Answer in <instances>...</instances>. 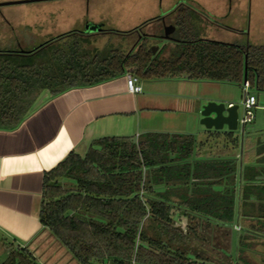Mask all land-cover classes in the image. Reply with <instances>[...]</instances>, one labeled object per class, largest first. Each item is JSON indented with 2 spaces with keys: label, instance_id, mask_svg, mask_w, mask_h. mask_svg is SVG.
<instances>
[{
  "label": "trees",
  "instance_id": "1",
  "mask_svg": "<svg viewBox=\"0 0 264 264\" xmlns=\"http://www.w3.org/2000/svg\"><path fill=\"white\" fill-rule=\"evenodd\" d=\"M182 8L195 13L182 3L148 23H170L174 34L179 32L172 34L174 58L153 54L143 35L148 24L135 31L143 36L126 54L112 51L104 57L78 40L61 43L72 36L88 37L77 31L32 49H1L0 128H18L47 94L56 97L132 72L140 79L185 75L237 85L248 81L264 92V44L199 39L189 19L181 15ZM227 137L234 145L239 143L232 133ZM196 143L193 135L163 133H148L138 140H94L85 156L72 152L45 174L41 224L80 264H215L191 251L188 236L176 227L173 210L208 226L236 227L237 164L234 159H196ZM223 181L225 187L215 189ZM242 209L241 204L240 219ZM239 226L245 236L247 231ZM236 239V264H250L240 255L242 240ZM2 264L39 263L19 248Z\"/></svg>",
  "mask_w": 264,
  "mask_h": 264
},
{
  "label": "crops",
  "instance_id": "2",
  "mask_svg": "<svg viewBox=\"0 0 264 264\" xmlns=\"http://www.w3.org/2000/svg\"><path fill=\"white\" fill-rule=\"evenodd\" d=\"M195 3L189 1L183 4L191 6L204 22L202 25L205 33L199 32V39L233 44L229 42L230 38L224 37V32L228 30L217 24L232 15V8L220 6L217 2L211 5L209 0L195 1ZM48 6L53 8L46 10V13H38L41 16L36 14L38 19L33 16L32 23L18 24L19 31L16 26L12 30L5 29L1 37L9 41L12 36H17L22 49H32L35 47V43L33 42L34 45L31 43L33 37L41 38L42 43H45L73 31L85 32L86 35L109 33L105 28H101L98 32L87 33L85 31L88 27L85 28L87 21L82 24L84 28L81 30L68 31L60 28L59 25L62 23L66 21L71 23L80 16L84 20L83 12L81 15L73 14L72 10L66 9L70 8V5L51 3ZM59 7L63 9L56 10ZM41 19L45 21L46 26L42 30L35 29L36 25H41ZM151 21L144 22L138 28ZM91 23L101 22L96 20ZM24 24L34 26L27 36H24L21 31ZM169 25L172 24L167 23L166 26ZM164 27L162 23H150L144 27L149 31L143 35L165 40L163 39ZM138 28L131 34L136 33ZM218 31L223 33L216 35ZM228 32L231 36L232 31ZM237 33L235 31L234 36ZM253 33L255 34L253 45L264 44L259 42L262 40L259 37H264L263 28L259 26ZM241 34L245 35L246 32L243 31ZM128 74L93 86L72 89L56 97H50L47 94L43 97L46 99H43L41 106L18 128L13 130L0 128V248L6 252L5 259L12 250L21 248L26 249L39 264H80L52 232L41 224L39 218L43 202L44 176L63 162L70 153L85 156L94 140L105 137H131L136 140L148 133L194 136L187 130L189 125L187 119L183 118L181 122L176 123L177 113L183 112L190 115L196 108L194 104L196 102L192 96L194 94L183 91L188 88L194 92V89L199 88L196 82L211 84L210 82L215 81L191 80L185 75H173L162 80L152 78L150 81L169 82L172 85L152 87L153 85H142L139 82L143 91L141 94L134 95L127 89ZM231 104L233 103L229 105ZM154 114L163 116L161 128L156 127L159 124L153 118ZM206 132L208 133L207 142L196 143V159L237 161L234 151L237 146L239 147V143L234 145L224 129L221 131L212 129ZM248 143L261 144L260 141L257 143V140L252 139ZM262 146V155H264V145ZM225 185L226 181H223V185L215 186V189H222ZM8 243L10 247L7 246ZM3 262L0 261V264Z\"/></svg>",
  "mask_w": 264,
  "mask_h": 264
},
{
  "label": "rangeland",
  "instance_id": "3",
  "mask_svg": "<svg viewBox=\"0 0 264 264\" xmlns=\"http://www.w3.org/2000/svg\"><path fill=\"white\" fill-rule=\"evenodd\" d=\"M19 1L32 0H0V4ZM189 1L195 3V1L199 2L201 0H48L0 6V50L6 48H21L17 36H12L10 40L7 41L1 37V33L5 29H14V26H16L19 31L18 24L31 22L34 19H32L33 16L38 19L37 16H41L38 13H46V10L53 8L48 5L53 3L62 6H71L73 4L70 8L66 9L72 10L73 14L79 13V15H81L83 12L82 15L84 14L85 17L83 20L82 16H80L71 21V23L66 21L67 23L65 22L59 25L60 28H65V30L68 31L75 29L81 30L84 28L82 24L87 21L88 23L85 25V28L87 26L93 27L96 25L97 27L105 28L106 31L109 32L106 34L88 35V37L72 36L62 40L61 43H71L78 40L87 50L102 52L104 57H108L110 55L109 53L112 51H121L126 54L135 48L143 36L140 33L131 34L133 30L144 22L164 17L175 8V5L178 6ZM209 1L211 5L217 2L220 6L225 5L232 8V15L226 17L221 23H217L228 31H232L231 36H229L230 32H224V37L227 39L230 38L229 40L231 41L229 42L240 45H245L248 42L253 44L255 40V34L253 32L256 31V28L260 26L264 31V0ZM81 4L83 5L80 6ZM58 9L63 8L59 7L56 10ZM202 9L204 8L202 7ZM180 13L183 17L189 19L197 34L199 32L205 33L202 25L204 22L198 14L188 11L185 8H182ZM209 16H211V14H209ZM96 20H99L101 23H91L96 22ZM40 23L41 25H36L35 29L42 30L46 26L44 20L41 19ZM88 27L85 30L87 33L89 32ZM33 29V25L24 24L21 31L24 36H27ZM148 31V29L143 28V34ZM235 31L238 33L234 36ZM243 31L246 32L245 35L241 34ZM221 33H223V31H218L216 35H221ZM179 35V32L173 34L175 37ZM259 38L262 39L259 42L264 43V37ZM33 42L35 46H38L42 44L43 39H36L33 37L31 43ZM146 43L152 51L155 47L159 48L157 51V53L161 52L159 58H174L172 55L175 54L174 52L177 49L174 42L148 37ZM132 73L135 74L134 72ZM140 83L147 86L153 85L152 87L172 85L169 84V82L150 81V79H142ZM196 83L199 88L194 89V92L192 89H183L184 93L194 94L192 95L194 96V102H196L194 103L196 106L194 112L190 115L179 112L175 117L177 118L176 123H179V121L181 122L183 118L187 119L189 123V125H187L188 132L194 134L197 143H200L198 141L206 143L208 140V133L206 132V128L201 124V113L203 108L210 102L218 104L223 103L227 107L230 103H233V105L238 106V115L239 118L242 119L245 113L243 107L245 95L243 85L222 82H210L211 84H208L201 81ZM248 91L251 95H255L258 100L257 107L253 109L254 121L245 127L244 132L241 127H239L237 131L232 132H230L227 127L224 128L227 134L232 133L234 137L238 138L239 142V147L237 146V149L234 151V156L238 158L236 164L239 177L236 208L238 219L239 208L242 204V212L244 215L241 219L239 218L238 223L244 226L243 229L247 231L246 235L244 236L242 231H240V226L238 228L234 227V230L231 228L232 231L224 226H208L197 218L188 219L186 216L173 210L176 227L188 236V247L191 251L195 254L208 257L215 264H236L239 262V260L237 261V237L242 240L240 255L245 257L250 264H264V155H262V145H264V92L258 91L254 87H251ZM43 99L45 100L46 98L42 97L39 103L41 102L42 104ZM153 118L156 119L159 124L156 125V127L161 128L163 126L160 125L163 122V116L161 114H154ZM250 139L257 140V143L260 141L261 144L252 145L248 143ZM191 220L193 222H191ZM248 226H255L254 230L248 228ZM191 230H193L192 232H195V234H192ZM238 232H240V234H238ZM7 246L10 247V243H8ZM5 257L6 252L4 250L2 251L0 248V261H5Z\"/></svg>",
  "mask_w": 264,
  "mask_h": 264
},
{
  "label": "water",
  "instance_id": "4",
  "mask_svg": "<svg viewBox=\"0 0 264 264\" xmlns=\"http://www.w3.org/2000/svg\"><path fill=\"white\" fill-rule=\"evenodd\" d=\"M41 1H48V0H32V1H19V2H8L4 4H0V6H5V5H14V4H25V3H30V2H41ZM89 32H98L101 30L100 27L93 26V27H88ZM175 31V27L173 25L165 26L164 27V37L163 39L165 40H171V34H173ZM158 48H153V54H156ZM245 74L247 73V68L245 70ZM202 115V120L201 124L204 126L207 130H216V131H221L225 127L228 128L230 132L232 131H237L238 130V120H239V115H238V106L233 105V106H226L223 103H215V102H210L208 103L204 108L201 113ZM239 218L237 219V224L236 227H239Z\"/></svg>",
  "mask_w": 264,
  "mask_h": 264
},
{
  "label": "built area",
  "instance_id": "5",
  "mask_svg": "<svg viewBox=\"0 0 264 264\" xmlns=\"http://www.w3.org/2000/svg\"><path fill=\"white\" fill-rule=\"evenodd\" d=\"M140 78L132 73H129L126 77L127 89L131 94H141L143 89L142 86L139 84ZM251 85L248 81L243 83V90H244V100H243V107H244V116L243 118H239L238 120V128L241 127L242 131L244 132L245 127L248 124H251L254 121V113L253 109L257 107V98L254 95L249 93V89ZM233 106V104L229 105ZM138 140V138H137Z\"/></svg>",
  "mask_w": 264,
  "mask_h": 264
}]
</instances>
